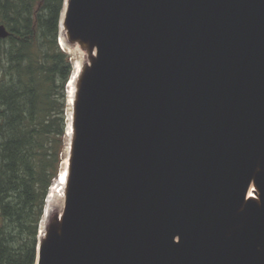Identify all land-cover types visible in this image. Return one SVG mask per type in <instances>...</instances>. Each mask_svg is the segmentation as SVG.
I'll return each instance as SVG.
<instances>
[{
    "label": "water",
    "instance_id": "95a60500",
    "mask_svg": "<svg viewBox=\"0 0 264 264\" xmlns=\"http://www.w3.org/2000/svg\"><path fill=\"white\" fill-rule=\"evenodd\" d=\"M59 27L84 59L35 264H264V0H64Z\"/></svg>",
    "mask_w": 264,
    "mask_h": 264
},
{
    "label": "trees",
    "instance_id": "16d2710c",
    "mask_svg": "<svg viewBox=\"0 0 264 264\" xmlns=\"http://www.w3.org/2000/svg\"><path fill=\"white\" fill-rule=\"evenodd\" d=\"M64 0H0V264H35L45 199L66 139Z\"/></svg>",
    "mask_w": 264,
    "mask_h": 264
},
{
    "label": "bare ground",
    "instance_id": "6f19581e",
    "mask_svg": "<svg viewBox=\"0 0 264 264\" xmlns=\"http://www.w3.org/2000/svg\"><path fill=\"white\" fill-rule=\"evenodd\" d=\"M64 49L71 54V62H72V71L71 75L69 77L68 83H67V104H68V109H67V126H66V131H69V113H70V103H71V98L73 95V79L76 76L77 72L80 69V66L82 64V61L84 59L82 51L79 50L77 46L74 47H68L67 45L64 44L63 41H61ZM65 168H66V159L63 161V166L59 172V177L56 178V182L54 183L55 185H52L49 189V192L47 194V198L45 201V206H44V212L43 216L40 222V233H42L44 224L46 221V218L49 215V211L51 210L54 199L61 198L62 197V189L64 185V177H65Z\"/></svg>",
    "mask_w": 264,
    "mask_h": 264
},
{
    "label": "rangeland",
    "instance_id": "374dc122",
    "mask_svg": "<svg viewBox=\"0 0 264 264\" xmlns=\"http://www.w3.org/2000/svg\"><path fill=\"white\" fill-rule=\"evenodd\" d=\"M70 55V59L72 58L71 54ZM71 75V74H70ZM68 83V82H67ZM65 91H66V99H67V85H66V88H65ZM67 101V100H66ZM68 104H67V107H66V111H65V116H66V121H67V109H68ZM66 150H67V140L65 139V145H64V148H63V153H62V159H61V162H60V167H59V171H58V175L56 176V178L59 176V172L63 166V161L66 159ZM56 178L53 180L52 182V185H55L54 183L56 182ZM51 185V186H52ZM62 202H63V196L61 198H57V199H54V206L57 205L58 207L62 205ZM56 207V206H55ZM57 207V209H58ZM40 230V229H39Z\"/></svg>",
    "mask_w": 264,
    "mask_h": 264
}]
</instances>
